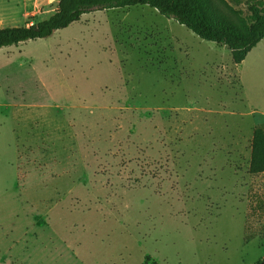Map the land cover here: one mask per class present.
I'll use <instances>...</instances> for the list:
<instances>
[{
    "label": "rangeland",
    "instance_id": "1",
    "mask_svg": "<svg viewBox=\"0 0 264 264\" xmlns=\"http://www.w3.org/2000/svg\"><path fill=\"white\" fill-rule=\"evenodd\" d=\"M252 23L264 0H223ZM57 3L0 0V30ZM214 20L242 30L221 0ZM242 74V73H241ZM231 53L148 6L0 50V264L264 260V40Z\"/></svg>",
    "mask_w": 264,
    "mask_h": 264
},
{
    "label": "trees",
    "instance_id": "2",
    "mask_svg": "<svg viewBox=\"0 0 264 264\" xmlns=\"http://www.w3.org/2000/svg\"><path fill=\"white\" fill-rule=\"evenodd\" d=\"M221 2L238 18L242 30L224 21L214 20L210 0H60L57 11L43 22L1 29L0 50L50 38L92 12L148 6L166 19L184 26L200 40L227 48L233 63L240 65L264 40V8H250L252 23L248 25L242 18V12L235 11L223 0ZM251 148L249 173L264 174L263 129L254 131ZM257 264H264V260Z\"/></svg>",
    "mask_w": 264,
    "mask_h": 264
},
{
    "label": "crops",
    "instance_id": "3",
    "mask_svg": "<svg viewBox=\"0 0 264 264\" xmlns=\"http://www.w3.org/2000/svg\"><path fill=\"white\" fill-rule=\"evenodd\" d=\"M32 1V3L34 4V5H39L40 6V3L41 2H43L44 4L46 3V4H51V3H53V2H56L57 3V5L59 4V2H60V0H31ZM57 9H58V6H57ZM57 11V10H56ZM249 56V55H248ZM248 56H247V58H248ZM247 58H246V60L242 63V64H240V65H235L236 67H237V69H238V71H239V74H240V81H241V83H242V89H243V91H244V93H245V97H246V99H247V101L249 102V101H251L252 100V94H251V90H252V88H248V80L245 78V76H243V67H244V65H245V63H246V61H247ZM242 73V74H241ZM252 113H254V114H259V115H261V116H264V112H262L260 109H258V108H254L253 110H252Z\"/></svg>",
    "mask_w": 264,
    "mask_h": 264
}]
</instances>
